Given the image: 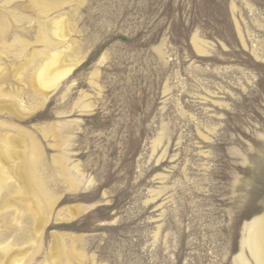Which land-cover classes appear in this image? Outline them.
Wrapping results in <instances>:
<instances>
[{
    "label": "rangeland",
    "instance_id": "1",
    "mask_svg": "<svg viewBox=\"0 0 264 264\" xmlns=\"http://www.w3.org/2000/svg\"><path fill=\"white\" fill-rule=\"evenodd\" d=\"M0 30V264H261L264 0H0Z\"/></svg>",
    "mask_w": 264,
    "mask_h": 264
},
{
    "label": "bare ground",
    "instance_id": "2",
    "mask_svg": "<svg viewBox=\"0 0 264 264\" xmlns=\"http://www.w3.org/2000/svg\"><path fill=\"white\" fill-rule=\"evenodd\" d=\"M50 34L52 35L51 37H54V38L60 39V40H65L67 37H69L70 27H69V25L65 24V22H63L62 20L57 19L52 24ZM50 34H49V36H50ZM50 39L49 40L45 39L46 41L44 40L45 41L44 43L47 44L48 46H50L51 48H54V43ZM68 47H69V45L67 46V49H68ZM76 65H77V61L74 58H71V57L66 56V55L60 56L59 54H56L54 52L50 53L48 55V57L45 58V60L43 62H40L37 69L35 70V73L31 76L30 80H32V88L34 89V91L36 93H38L41 89L42 91L40 93L42 95L49 93L50 91H52L53 89H55L59 85V83L62 79H64L69 73H71V71L76 67ZM46 96L47 95H45V97ZM0 140H1V144H0V198H1V201L0 202H3V200H6L10 196H13V195H10L11 192L9 191L10 189L7 185V180L9 177H7V176H9L10 174L15 175V172L13 171V169H10V174L6 176L3 174L4 173L3 169L5 168V166L12 164L13 159L17 156V153H12L9 151V149H10L9 144L11 143L12 140H10L7 135L0 136ZM17 145H18V143H17ZM34 148H36V147H34ZM25 162L24 163L22 162L23 165L26 164ZM25 168H26V166H25ZM25 168H24V170L26 171L27 169H25ZM22 170H23V168H22ZM20 173H22V172L16 173V175L18 176V175H20ZM23 174H22V177H23ZM24 177H25V175H24ZM26 183H28V182H26ZM27 186H28V184H27ZM29 186H28V188L26 187V189L30 194H32V190L30 189L31 186L30 187ZM33 191H34V189H33ZM9 200H11V199H9ZM16 221H17L16 219L12 220V222H16ZM249 245H250V249L252 250L255 258L261 264H264V226L261 225V221L257 223V229L253 233V235L251 236V241H250ZM10 249H12L10 244H5L4 246L3 245L0 246V250L3 252V257H4L3 259L9 258L7 256V253ZM0 255H1V252H0ZM18 262H19V259L14 258L12 264H16ZM9 263H10V261H9Z\"/></svg>",
    "mask_w": 264,
    "mask_h": 264
}]
</instances>
